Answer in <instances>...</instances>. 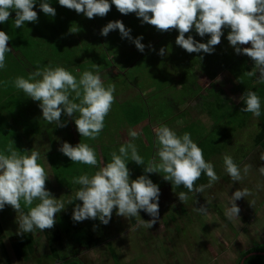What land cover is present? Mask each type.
Wrapping results in <instances>:
<instances>
[{"label": "rangeland", "instance_id": "rangeland-1", "mask_svg": "<svg viewBox=\"0 0 264 264\" xmlns=\"http://www.w3.org/2000/svg\"><path fill=\"white\" fill-rule=\"evenodd\" d=\"M61 13L62 7L57 8L56 15ZM70 13L68 19L71 24L67 26L69 31L65 29L66 33L63 39L65 41L58 44L59 47L61 46L59 50L64 53L65 59L69 62L66 69L72 71L73 74L75 73V76L79 78L84 71L78 70L77 65L90 63L89 71L95 73L96 69L93 67L95 63L93 62H97L96 64L100 65L99 71L105 86L111 83L116 84V102L112 111L106 117L105 128L97 140L90 141V139L82 137L77 131L74 119L63 114L62 120L67 121V126L62 127L64 134L60 133V138L57 140L53 139L51 141L37 134L32 138H27L22 134L24 140L19 150H28L30 154V151L34 149L40 153L38 162L45 167L49 175L46 187L55 198L64 201L65 209L57 214V223L53 229L35 230L33 236L36 253L28 260L19 259L11 245L13 236L18 231L17 218L20 213L13 210L11 206H6L5 209L0 210L2 227V233L0 232V264H12L11 262L14 264H54L56 260L52 256V252L55 249L59 251L62 257L78 258L81 264H237L243 251L254 245L264 243V176L258 171L260 166H264V161L260 160L261 154L264 153V140H256L262 131V127L260 117L255 118L252 114L249 115L244 125L237 129V134L232 138L229 136L227 146L221 153H214L206 158L214 165L215 171L221 179L211 188L205 189L204 193H197V195L188 193L189 199L183 204L178 199L177 195L180 192L177 187L172 188L171 182L165 181L159 174H149V178L158 184L161 190L159 201L160 219L153 228L138 226V219H151L144 211H141V217H133L127 220L124 217L117 216L114 209L112 219L108 225L102 224L98 219H88L83 222L73 221V223L70 221L75 205L77 203L82 205V201L76 200L69 204V201L74 200V194L80 186L72 183L73 175H67V180L60 183L54 171L53 159L58 162L69 159L59 151L64 142H68L73 146L80 142L88 143L92 147L96 145L95 150L99 160L103 158L104 162H110L111 155L107 158V151L118 153L119 147L130 139L129 129H132L140 133L139 138L134 143L137 145L139 154L144 158L145 164H147L153 158H156L157 162L159 160L156 135L153 131L155 127L166 124L175 130L178 135H183V133L189 131V128H193L194 136L192 139H194L196 136L199 137L201 133L210 131L215 124V116L212 111L205 109L201 103L202 98L194 97L183 100L181 103L175 100L177 96L173 97V93L175 91L176 93L179 92L183 84L179 81L182 77L181 73H174V80L168 86H164V81L157 79L159 76L158 64L163 57L159 54L160 57L155 55V59L147 57L153 52L152 48L159 53L161 47L168 43L170 36L167 33L158 32L154 26L147 30H141L140 33V30L135 28L133 32L131 24L128 23V15H123L120 12L113 15L111 19L105 17L88 19L82 13L77 14L75 10H71ZM116 20L122 21L126 28L131 29V36H143L147 39L143 40V44L147 46L148 50L143 53L136 52L135 44L130 45L129 39L122 38L118 29L110 32L107 37L100 34L104 26ZM136 24V27H139L138 22ZM77 27H84L85 37L82 36L83 38L77 42L74 38V43H69L68 39L72 35L70 28L76 29ZM67 31L70 32V35L67 34ZM94 35L101 42V47L95 49H93L94 45L90 42L94 40ZM166 36L168 41L165 43L164 38ZM33 37L44 39L39 34ZM172 39L176 40L174 36H172ZM84 40L88 41L90 47L87 49L81 48L82 51H79L81 50L79 48L76 51L74 48L80 47ZM149 45L152 47H149ZM225 46L228 49H233L229 41ZM243 47H251V45ZM21 50L23 49L21 48ZM16 51L29 73L35 71L38 66H46L45 63H41L36 59H34L36 60L34 64L27 61V58L24 57L25 54L19 50ZM246 63L247 65L244 66L251 65L253 62L250 63V60H248ZM76 66V72L70 70V68L73 67L74 69ZM166 67L173 70L169 64ZM251 68L253 69L254 66H251ZM147 69H150V72L146 71ZM24 75L27 78L29 74L27 75L24 70L18 74V76L23 77ZM190 75H192L190 79L196 81V84L203 88L202 93H205L204 88L214 83L215 88L222 92H220L221 96L227 100L230 106L242 102L239 98L244 94V91L237 83L238 78L230 69H220L211 78L206 73L193 67ZM12 76H14L11 78L13 80L18 77L14 73ZM257 76H259V73H257ZM127 82L130 83V86H127ZM252 82L258 85L261 90L264 89V84L257 83L255 77H253ZM12 85V83L9 85L10 92L15 88ZM8 93L1 87L0 100L7 97ZM23 93L22 90L15 88L11 101H15ZM24 95L26 96L25 93ZM136 99L139 101H136ZM260 99L262 103L261 110L264 111V98L260 96ZM39 103L30 100L28 107L37 112L42 110ZM130 107L136 111L134 115L137 122L133 124L121 115L122 111H126L127 115V108ZM0 111L3 112L4 108L0 107ZM9 118V114L5 115L4 112H0V124L6 125ZM16 125H22L19 118L16 119ZM0 144H2L1 138ZM4 149L0 146V151ZM225 155L233 157L241 170L245 164L252 166L248 175L242 181L233 182L226 173L223 162ZM74 164V168L79 173L78 176L82 174L92 175L97 170L93 173L91 170H85L84 173L82 172V164ZM128 167L131 169L132 179L144 174L143 169L135 162L130 161ZM67 169L73 170L72 167ZM207 183L208 178L205 180V184ZM240 188H248L253 195L241 198L236 202L241 209L240 217L229 221L224 213L226 208L230 206V196ZM207 201L210 202L208 203L210 214L204 216L196 209L200 205L206 204ZM249 201H254V204L251 205ZM22 210L25 213L28 211L23 207ZM65 214L70 219H65ZM64 221L71 224L70 231L62 229L61 223L67 224ZM79 233L83 236V233H86V239L90 241L91 238H95L96 242H89L88 245L81 243L78 240L79 237L76 236Z\"/></svg>", "mask_w": 264, "mask_h": 264}, {"label": "clouds", "instance_id": "clouds-1", "mask_svg": "<svg viewBox=\"0 0 264 264\" xmlns=\"http://www.w3.org/2000/svg\"><path fill=\"white\" fill-rule=\"evenodd\" d=\"M59 5L75 10L77 14L82 13L88 19L107 16L112 5H115L121 14L135 13L142 24L154 26L158 32L178 31L175 43L189 54L214 53L215 46L221 44L224 29H230L227 40L235 53L246 55L254 61L252 71L245 74L255 77L257 83L264 84V0H111V3L109 0H59ZM35 6L36 0H0V24L6 23L13 11L17 29L26 22H38ZM39 7L45 15L55 17L56 9L48 0H41ZM117 29L121 37L131 40L141 53L145 51L146 46L141 42L144 37L133 39L131 29L126 28L120 20L109 22L100 34L107 37ZM193 29L202 38L210 36L207 43L197 41L190 34ZM70 32L77 33L78 30L70 28ZM186 34H189L187 38ZM9 40L8 33L0 30V70L6 69V54L12 51L8 46ZM249 44L251 47H243ZM152 50L155 51L154 48ZM158 54L163 57L169 53L161 47ZM93 67L95 73L84 71L77 78L62 66H38L27 78L18 76L11 83L33 101L40 102L43 119L49 124L66 127L67 121L62 120L63 114L74 119L82 137L97 140L116 102V84L105 86L99 71L100 65L94 64ZM3 83L7 86L9 81ZM237 83H241L239 78ZM239 99L246 105L240 112L251 113L255 118L261 116L262 103L256 91L247 90ZM153 131L159 160L157 162L153 158L147 164L134 143L140 133L132 129H129L130 139L119 147L118 153H111L110 162H104L103 158L98 160L95 148L88 143L80 142L76 146L68 142L62 144L59 151L73 163L97 169L92 175L82 174L72 180L80 187L69 204L76 200L82 201V205H75L72 215L74 222L98 219L108 225L114 209L117 216L127 220L141 217L140 213L144 211L151 219H138L137 224L151 229L160 219L161 190L148 174L161 175L165 181L171 182L172 188H186L188 192L182 191L177 195L183 204L189 199L188 193H204L205 189L219 182L221 178L214 165L205 159L203 149L193 141L190 133L178 135L166 124L155 127ZM14 145L15 141H12L0 151V210L11 206L20 213L17 218L19 236L34 234L36 229H53L57 214L65 209V203L47 189L49 175L38 162L40 153L32 149L29 154L28 150L21 151ZM260 160L264 161V153ZM130 161L144 166V174L132 179L128 167ZM223 162L233 182L242 181L252 167L245 164L241 170L230 155H225ZM258 171L264 176V166H260ZM204 175L208 183L197 186V181ZM252 195L248 188L237 189L230 196L225 217L229 221L239 218L241 209L236 202ZM21 202L28 208L26 213L22 210ZM208 203L200 205L196 211L204 216L209 215ZM249 203L252 205L254 201Z\"/></svg>", "mask_w": 264, "mask_h": 264}, {"label": "trees", "instance_id": "trees-1", "mask_svg": "<svg viewBox=\"0 0 264 264\" xmlns=\"http://www.w3.org/2000/svg\"><path fill=\"white\" fill-rule=\"evenodd\" d=\"M48 2L51 4L52 7L55 9L62 7V13L59 15H55V17H49L43 13V11L40 9L39 4L41 3V0H36V6L34 8L35 11H37L39 19L38 22H26L25 25L22 28H16L15 27V12L13 11L11 13V16L9 20L6 23L0 24V27H4L3 31L8 33L10 37V42L12 45H14V48L17 49V47L20 46L23 50H27L30 52L35 51V55L43 56L41 52L45 53L46 57H49V64L51 66H62L66 68L68 66V61L64 57V53H62L59 49L60 47L58 44L63 43L65 40V29H67V26L71 24V21L68 19L70 13V9L65 10V7L59 5V0H48ZM111 3V0H109ZM58 12V11H57ZM119 14V11L116 9L115 5H112L111 11L105 16L107 19H111L113 15ZM84 17H86L83 14ZM128 23L131 24V29L135 30L139 29V33L142 32L141 30H147L148 28H153L149 24H142L141 19L136 16L135 13L128 14ZM138 22L139 27H136ZM66 25V27H64ZM151 26V27H144V26ZM133 26V27H132ZM155 28V27H154ZM78 30L77 33H72L70 35V32L67 31V34L71 36V38L68 39L69 43H74V40L76 39V42L85 37L86 31L84 27H77ZM2 30V29H1ZM46 31V33H44ZM230 29H224V36L221 38V44L215 46V51L212 54H206V53H187L184 49H182L180 46L175 45V41L172 39V36L177 38L176 36L179 35L178 31L173 30L171 32H167V34L170 36V39L168 41V37L166 36L164 38L165 43L168 41V43L164 46L167 49L166 56H163L162 59L159 61V81H164V86H168L171 84V82L174 80L173 75L174 73L182 74V77H180L179 81L183 82L181 88L179 89V92L176 91L173 93V97L176 95L179 103H181L183 100L191 99L194 97L202 98L201 103L204 105L205 109H208L212 111L213 115L215 116V124L214 128H212L207 133H201L198 136H196L193 141L200 146L204 151L205 159L208 158L211 154L214 153H221L227 146V140L229 136L231 138L238 133L237 129L241 128L244 123L247 121V118L251 113H244L240 112V109L242 107H245L246 105L243 103H237L230 106V104L227 103V100L223 99L221 96V91L219 89L215 88V84H211V86H208L205 89V93L201 92L202 87L198 86L196 84V81H192L190 77V72L193 67H196V69L201 70L202 72L209 75L211 78L212 76H215L220 69H230V71L241 81L239 83L240 88L245 92L247 90L256 91L257 95L259 97L264 98V89H260L258 85L254 84L253 77L247 76L245 73L248 71H252L251 66L254 65V61L246 55H237L235 53L234 48L228 49L225 44H227V35ZM37 34L41 35L38 39L34 38L33 36H36ZM197 41L202 43H207V41L210 39V36L206 35L205 37H200L195 30L190 33ZM46 35V36H45ZM186 34V38H187ZM83 36V37H82ZM94 40L90 41L91 44L94 45V48L101 47V42L98 39L96 35H94ZM133 39H135L137 36H132ZM75 38V39H74ZM147 40V39H143ZM141 41L144 43V41ZM131 44L134 45V43L130 40ZM146 46V45H145ZM90 45L88 41L84 40L83 44L77 46L74 48L76 51L81 49H87ZM92 48V47H91ZM79 50V51H82ZM124 50V49H123ZM136 52L141 53L137 48H135ZM147 46L145 47V51H147ZM156 50V49H155ZM144 51V52H145ZM160 57L156 51H153L147 58H154V56ZM40 58V60H43L44 57ZM203 57V59H201ZM249 58V59H248ZM158 59V58H156ZM250 60L251 65H247V61ZM97 63V62H93ZM46 66L49 64L46 62ZM171 65L172 69H169L166 67L167 65ZM78 70L81 69V71H89L91 64H79ZM77 66L73 69L70 68V70L77 69ZM250 66V67H249ZM87 67V68H85ZM85 68V69H82ZM150 69H147L146 71H149ZM72 72V71H70ZM74 72V71H73ZM75 75V73L73 74ZM1 78H0V88H1ZM127 86H130V83L127 82ZM162 88V87H161ZM219 90V91H218ZM221 92V93H220ZM13 98V95H10L7 99H5L0 104V107L4 108V111H7V114L10 115V118L6 121V125L3 123L0 124V138L2 141V144H0L1 147L6 148V146L12 142L15 141V146L20 149L23 145V137L22 134H24L27 138H32L35 134L41 135L42 137H46L48 140H57L60 138V133H63V129L61 127H56L55 124H49L46 120L43 119L42 110L39 111H33L31 108L23 107V104L19 101H11ZM136 101H139L136 99ZM131 111V112H130ZM3 113L2 111H0ZM135 109L130 107L127 108V115L126 111L121 112L122 117H126L129 123L133 124L137 122V119L135 118ZM136 114V113H135ZM22 122V125L17 126L16 125V119H18ZM120 118L119 116L117 117ZM117 119V120H118ZM260 122L262 131L257 136L256 140H264V111L261 110V116H260ZM67 130V129H66ZM185 131V130H184ZM188 133L191 134V138H193V128H189ZM99 139V138H98ZM91 141V140H90ZM93 141V140H92ZM99 141V140H98ZM259 141V142H260ZM21 142L20 144H18ZM22 144V145H21ZM96 145H93L95 148ZM96 149V148H95ZM111 155L109 151H107V158ZM63 159V157L61 156ZM97 158L99 160V156L97 155ZM106 160V159H105ZM147 160V159H146ZM53 167L56 176L58 177V181L61 183L62 181L67 180V175H73V177H77L79 173H77V169H75V164L70 160H61L60 162L56 161L55 159L52 160ZM83 171L85 173V170H96V168H93L88 165H83ZM140 166V165H139ZM71 168L73 170H69L67 168ZM141 169L144 168V166H140ZM72 173V174H69ZM149 176V174H148ZM207 176L204 175L201 177L199 181H197V185L199 184H205ZM69 185L71 183L67 182ZM177 190L179 192H188L186 188L183 186L177 187ZM21 206L28 210L27 207L24 206L23 202H21ZM35 206V205H33ZM65 219L68 218V215L65 214ZM70 221L73 223V219H70ZM64 223H67L64 221ZM61 227L63 230L70 231L71 224H63L61 223ZM66 227V228H65ZM0 232L2 233V227L0 223ZM84 236L79 233L76 236L79 237V241L83 244L88 245L89 242L95 243L96 239L91 238L89 241L86 239L87 236L86 233H83ZM12 249L15 253V255L21 259V260H28L31 259L33 255L36 253V246L34 241L33 234H26L24 236H19L17 233L13 236V239L11 241ZM52 256L55 258L56 262L54 264H81L78 258L76 257H66V256H60L58 250H54L52 252ZM246 256V257H245ZM243 261V262H242ZM264 264V243H260L257 245H254L247 250L242 252V255L240 259L238 260L237 264Z\"/></svg>", "mask_w": 264, "mask_h": 264}, {"label": "crops", "instance_id": "crops-1", "mask_svg": "<svg viewBox=\"0 0 264 264\" xmlns=\"http://www.w3.org/2000/svg\"><path fill=\"white\" fill-rule=\"evenodd\" d=\"M4 27H0V30L2 29L3 30ZM8 46L10 48H12V51L7 53L6 54V64H7V67L6 69H3V70H0V78H1V87H3L5 89V92H9L7 97H3L1 100H0V104L2 103H6V102H3L5 99H7L8 97H10V95H12L14 92H15V88L11 91V88L9 87V85L11 84V81H13V79H11L14 74H16L18 76V74L21 72H23V70L27 73V75L29 74V71L27 70V67L26 65L21 61L19 55L17 54V51L16 50H19L21 51L23 54H25V58H27L26 60L29 61V62H32L33 64L36 62V60L40 61L41 63H48L49 64V57H46L45 56V53L44 52H41L40 53L45 56L43 60H40V58H42L41 56H36L35 55V51L33 52H30V51H27V50H21V47L22 45H20L19 47H17V49L14 48V45H12V43L9 41L8 42ZM36 59V60H34ZM26 75H24L25 77ZM4 81H9V84L7 86L4 85ZM13 87V85H12ZM20 100V103L23 104V107H26V108H29L28 104H30V100H32L31 98H29L27 95L25 96L24 93L22 96H18V98L15 100L16 102ZM31 110L34 111L33 108H31ZM4 114L6 115L7 114V111H3ZM12 264H14L13 262H11Z\"/></svg>", "mask_w": 264, "mask_h": 264}, {"label": "water", "instance_id": "water-1", "mask_svg": "<svg viewBox=\"0 0 264 264\" xmlns=\"http://www.w3.org/2000/svg\"><path fill=\"white\" fill-rule=\"evenodd\" d=\"M246 257V256H245ZM243 262V261H242ZM242 262H241V264H242Z\"/></svg>", "mask_w": 264, "mask_h": 264}]
</instances>
